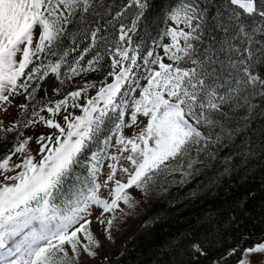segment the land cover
<instances>
[{"label": "snow or ice", "instance_id": "1", "mask_svg": "<svg viewBox=\"0 0 264 264\" xmlns=\"http://www.w3.org/2000/svg\"><path fill=\"white\" fill-rule=\"evenodd\" d=\"M113 8L107 0H0V113L16 109L7 124L0 119V143L15 133L0 155V264H107L102 252L140 206L133 190L146 202L214 162L232 174L237 137L251 151L247 133L264 118V0H181L167 13L163 54L143 57L133 34L148 0ZM105 58L99 82L37 99L50 77L71 83L101 71ZM53 92L61 96L60 87ZM37 126L50 131L24 136ZM190 249L207 255L195 239ZM226 257L264 264V238Z\"/></svg>", "mask_w": 264, "mask_h": 264}, {"label": "trees", "instance_id": "2", "mask_svg": "<svg viewBox=\"0 0 264 264\" xmlns=\"http://www.w3.org/2000/svg\"><path fill=\"white\" fill-rule=\"evenodd\" d=\"M107 2L114 5L113 11H117L129 0ZM180 2L148 0L146 20L133 34V43L141 46V57L165 42L167 37L163 40L160 37L172 24L167 20V13L178 7ZM214 11L211 9L210 15ZM135 13L136 9L132 7L123 17V22L130 25ZM210 40L209 26L205 41ZM107 70L108 59L105 58L101 71L76 78L65 85L57 82L56 87L61 88L60 97L52 90L49 94L38 93L37 99L62 98L67 92L81 87L85 79L99 82ZM23 132L25 134L26 129ZM247 135L251 136L248 154L241 144L244 136L237 137V147L231 149L236 152L232 174L220 175L223 168L214 162L185 186L171 185L167 192L152 195V210L145 221L133 230L123 254L109 257L107 264H212L213 260L221 257L227 259V264H235V258L226 257L229 249L238 244L249 246L260 242L264 238V118L255 119ZM14 136L15 133L9 134L8 140L0 143V155L11 149ZM228 151L224 150L221 156L227 155ZM216 177V184L208 183ZM176 179H179L178 175ZM192 191L196 192L194 197L190 195ZM194 239L202 242L206 256H194L190 249Z\"/></svg>", "mask_w": 264, "mask_h": 264}, {"label": "rangeland", "instance_id": "3", "mask_svg": "<svg viewBox=\"0 0 264 264\" xmlns=\"http://www.w3.org/2000/svg\"><path fill=\"white\" fill-rule=\"evenodd\" d=\"M169 42H170L169 39L165 40L164 44H167ZM154 51L156 53L163 54L162 49L159 47V45L154 49ZM165 62L168 61L165 60ZM56 86H57V81H55V79L50 77L43 86L44 90L41 91L39 94H49ZM8 111L11 113V115H5L4 113H0V119H3L5 124H7L9 121L13 120L16 117V109L14 107L9 108ZM49 131L50 130L45 127L37 126L35 129L32 128L26 129V133L24 134V136H35L41 132L47 133ZM30 147L33 149V152H35L37 146L34 142L31 143ZM133 195H135L137 199L141 200L140 206L136 209V215L128 218L127 222L124 224L121 230V233L116 238L115 245H107L105 247V250L101 254L102 256L106 255L109 258L112 256L120 255V253L128 244L133 230L145 221L146 217L152 210L150 206L151 196L145 202L144 198L141 196V194L138 191L133 190ZM100 238L103 240V237Z\"/></svg>", "mask_w": 264, "mask_h": 264}, {"label": "bare ground", "instance_id": "4", "mask_svg": "<svg viewBox=\"0 0 264 264\" xmlns=\"http://www.w3.org/2000/svg\"><path fill=\"white\" fill-rule=\"evenodd\" d=\"M8 117V116H7ZM94 227H96L95 225H93Z\"/></svg>", "mask_w": 264, "mask_h": 264}]
</instances>
